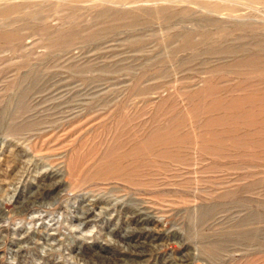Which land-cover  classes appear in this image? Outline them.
<instances>
[{
  "label": "rangeland",
  "instance_id": "374dc122",
  "mask_svg": "<svg viewBox=\"0 0 264 264\" xmlns=\"http://www.w3.org/2000/svg\"><path fill=\"white\" fill-rule=\"evenodd\" d=\"M0 264H264V0H0Z\"/></svg>",
  "mask_w": 264,
  "mask_h": 264
}]
</instances>
